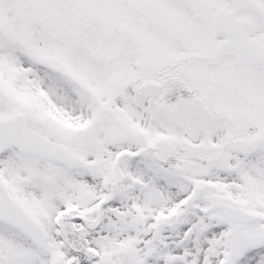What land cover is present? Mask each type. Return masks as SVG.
Here are the masks:
<instances>
[{"label": "snow or ice", "instance_id": "obj_1", "mask_svg": "<svg viewBox=\"0 0 264 264\" xmlns=\"http://www.w3.org/2000/svg\"><path fill=\"white\" fill-rule=\"evenodd\" d=\"M0 264H264V0H0Z\"/></svg>", "mask_w": 264, "mask_h": 264}]
</instances>
